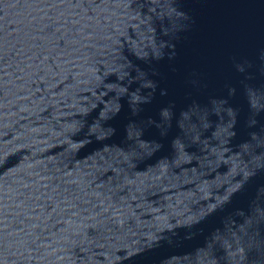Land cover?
I'll list each match as a JSON object with an SVG mask.
<instances>
[{
	"label": "water",
	"instance_id": "1",
	"mask_svg": "<svg viewBox=\"0 0 264 264\" xmlns=\"http://www.w3.org/2000/svg\"><path fill=\"white\" fill-rule=\"evenodd\" d=\"M0 264H264V0H0Z\"/></svg>",
	"mask_w": 264,
	"mask_h": 264
}]
</instances>
